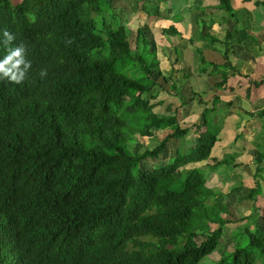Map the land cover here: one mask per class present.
<instances>
[{"label":"trees","instance_id":"1","mask_svg":"<svg viewBox=\"0 0 264 264\" xmlns=\"http://www.w3.org/2000/svg\"><path fill=\"white\" fill-rule=\"evenodd\" d=\"M116 1L0 0V59L23 46L31 61L19 83L0 79V264H198L216 250L229 226L239 231V238L246 236L247 244L234 242L230 259L221 264H264L260 182L241 198L251 203V212L226 219L230 210L222 193L206 186L199 168L243 167L237 158L250 151L253 177L264 175V150L240 149L248 144L245 126L225 144L223 124L215 125V101L227 89L229 71L242 76L229 58L232 42L249 37L240 25L242 17L231 0H214L215 6L198 9L200 16L193 22L198 30L187 43L194 47L198 73L215 78L210 86L215 93L208 97L212 107L202 109L194 143L186 152L175 150L170 163L144 170L138 168L140 162L158 158L171 139H183L189 128H182L176 115L155 110L159 101L151 100L158 91L143 97L161 89L153 75L168 80L159 68L149 28L132 30L120 23ZM133 1L135 7L141 1L151 4L141 6L149 17L171 19L170 0ZM212 9L223 13V22L231 13L234 30H225L221 38L215 35L212 22L204 18ZM162 33L184 40L174 24ZM204 50L218 53L222 62L208 59ZM260 84L249 79L245 98ZM178 87L177 82L169 84L177 107L196 97L202 104L192 90L180 99ZM232 104L223 102L226 108ZM244 113L251 119L264 115ZM133 136L155 145L133 153ZM243 189L240 182L229 195Z\"/></svg>","mask_w":264,"mask_h":264},{"label":"rangeland","instance_id":"2","mask_svg":"<svg viewBox=\"0 0 264 264\" xmlns=\"http://www.w3.org/2000/svg\"><path fill=\"white\" fill-rule=\"evenodd\" d=\"M153 1H157V0H153ZM205 1L207 0H170L168 5L170 7L171 12L168 17L171 19H167V20L149 17L145 12H143V10L141 9L142 5L144 6L151 5L147 1H141L140 3L137 4L136 7H135V2L133 0H120V1L118 0L113 4L118 14V19H119L118 21L120 23L125 24L127 27L131 28L132 30H135L137 27L142 25H145L149 28L150 37L156 43L157 57L158 60L160 61L159 68L163 73V75L168 80V83H164L160 77L153 75L152 77L156 79L157 82L161 85V89H158L159 87L155 88L152 91V93L150 92L149 94H146L143 97L149 99L151 98V94L154 95V93L158 91L156 98L151 100L152 102L159 101L155 110L161 114L176 115L179 125L182 128H186V127L189 128L188 133L185 135L183 139L181 140L171 139L168 142L165 151L158 158L154 160L140 162L138 164L139 169L148 170L149 168V170H153L154 168H159L161 165L170 163L174 158L176 151H179L181 154L186 152L194 143V131L196 129L195 124L196 125L201 124L202 109L205 106L212 107V103H209L208 97L213 91L212 90L207 92L204 91H206L207 89H212L210 86L211 84H213V80L211 78L207 79L205 74L198 73L197 64L193 56L194 47L193 45L187 43V39L191 37L192 34L196 31V25L193 26L194 25L193 22L198 18L197 16H200V11L198 9L201 7L202 4H204ZM164 6L167 5L165 4ZM204 18L206 19L208 18V21L211 20L210 19L211 17L208 14H205ZM170 24H174V26H176L177 29L182 32L184 40H180L179 37L173 38L162 33V29L167 28ZM134 48H135L134 37H131V49L134 50ZM184 75H186L187 77H185ZM173 81L177 82V84L179 85V87L177 88V95L180 97V99L183 96L186 97L185 92H187V90L189 91L192 90L196 92V94L200 95L201 97L200 102H202V104L197 101L198 97H196L194 98V101L192 103L180 108L177 107L178 104L177 97L174 96V92L173 94L171 93L169 88V84L173 83ZM235 87H237L236 84ZM245 87H247V85L242 84L240 87L235 88L236 91L239 93L240 100L237 99V101L239 102L240 106H241V101L243 99V95H244L243 92L245 90ZM228 91L229 90H226V92ZM230 93L234 94L233 90ZM235 96L236 95H234V97L232 98L233 101L235 100L234 98H236ZM224 100H227V98H219V101H215V104H217L216 106L218 107V105L219 106L222 105L223 107H225L223 105V102H221ZM251 100L254 101L252 98ZM206 103L208 104L206 105ZM242 104L244 105L243 102ZM240 106L238 107L239 109ZM176 108L179 109H177L176 111ZM239 109L234 113L235 114L237 113V115H239L238 112H241V109L240 110ZM214 115L216 121L215 125L216 126L222 125L225 118L224 114L214 113ZM246 117L248 118V120L251 119L246 115L245 116L240 115V118H246ZM229 127L232 126L229 125ZM233 127H236V125H234ZM240 129H243L242 124L240 126ZM237 131H239V129ZM235 132L236 131L234 130V128L231 130H227L226 128L221 133L222 141L225 144H227L229 141H231L232 136L235 134ZM257 132H259L258 127L255 128V133ZM241 138L243 139V137ZM246 139L249 140L248 138ZM134 141H135V137L133 136V139L131 138V144ZM154 145L155 142H153L152 140L150 141L146 138H140L136 136V141L132 145L131 152L140 154L145 148L152 149ZM215 147L212 150L213 155L216 152ZM241 148L249 151L254 149L255 147L252 145H249L248 147V144H246L244 146H241L240 149ZM257 150L263 151L264 146H259ZM247 156H251V158L254 159L253 152L248 153ZM217 157H221V156H217ZM199 168L201 171L205 173L208 181V186L210 188L216 187L214 190H216L217 193L220 192L222 193L224 200L223 202L230 210V214L224 216L226 219L236 218L238 214L239 216H246L251 212V207H250L251 203L245 200L241 202H239V200L236 201L238 195L236 194L229 195V192L231 191L232 186L239 185V183L242 182L244 185L243 193H245L246 190L249 189L248 187H246L247 185L252 187L256 181L261 182V180L258 177L251 178L249 174L243 171L242 167L236 170H233L231 168H220L218 170L208 171V172L204 165H201ZM213 173L220 174V176H214L212 175ZM258 204L264 207V203L260 199L258 200ZM263 222H264L263 219L258 220V226H262ZM215 227H216L215 225H210L211 229H214ZM234 230H235L234 227L231 226L225 227L221 237L222 241L218 245L216 250H214L209 255L205 256L198 264H221V260H223L224 258H227V260L230 259V254L233 251L234 242L235 243L239 242L241 243L242 246L246 245L247 237L244 236L243 238H239L238 236L239 231L235 232ZM201 240H202L201 237L196 238L197 242H200Z\"/></svg>","mask_w":264,"mask_h":264},{"label":"crops","instance_id":"3","mask_svg":"<svg viewBox=\"0 0 264 264\" xmlns=\"http://www.w3.org/2000/svg\"><path fill=\"white\" fill-rule=\"evenodd\" d=\"M254 1L255 0L253 1L231 0L235 14L240 15L242 17V24L240 22V25H243V27H245L246 33L248 34L249 37L240 44L232 42L231 52L229 54L230 62L232 66L234 67V69L236 70L235 72L241 74L242 76H238L237 74H232V72L229 71L228 75L230 77L228 79L226 90H229V88H233L234 94L230 93V91L228 92L225 91V93L220 95V98H227V100H224V101H230L232 100L234 95H236L235 97L239 96V93L236 91L235 88L240 87L242 84H246L248 87L249 79L257 80L261 84L257 88H252V92L249 97L250 99L245 98V92H246L245 90L247 88L245 87V90L243 92L244 95L242 94L243 99L241 101V106L238 101L234 100L231 107L226 108V107H223L222 105L220 106L218 105V107L217 106L216 107H217L218 114H221L224 112L227 113L226 118L223 122L222 130L220 134L226 128L227 130H231L233 128L235 131H237L238 129L240 130V126L242 124L243 126H245V130H247L246 138L249 139V140L245 139V141L257 149L259 146H264V143H263L264 141V115L260 117V119L256 118V119L248 120L247 117H246L247 119L240 118V115L245 116L244 112L255 113L258 111H264V4L255 6ZM209 4L215 6L216 2L214 0H207L204 2V5H209ZM206 14H208L211 17L210 21L212 22V30L215 35L219 36V38L223 36L225 30L232 31L234 30L236 26V22H235L236 18L232 17L231 13L227 15V18H228L227 22H223V18H222L223 13L219 11L218 9L208 10ZM193 26H195V24ZM197 30H198V27L196 26V31ZM254 39L257 40L258 44H255V42L253 41ZM204 55L208 59H213L216 63L222 62L219 58V54L211 50H204ZM231 75H234V76H231ZM213 80H215V78ZM216 80H220V76H218ZM235 84L237 87H235ZM210 90L213 91V89H207L204 92H207ZM212 93H215V92H212ZM251 98L254 101H252ZM224 101H221V102H224ZM242 102L244 103L245 106L242 104ZM239 106H240L241 112H238L239 115H237V113L235 114L234 112H236L239 109L238 108ZM229 125L232 127H229ZM234 125H236V127H233ZM256 127H258L259 129V132L257 133H255ZM235 151L240 152L239 150H235ZM248 153L250 152L241 153V155L237 158V162H241L242 164H244V166L242 167L243 171L249 174L251 178H253L254 171H252L249 168V166L252 165L253 159L251 158V156H247ZM251 159H252V162H251ZM260 166H261L260 168L264 170V161L261 163ZM236 169L238 168H235L233 170H236ZM212 175L220 176V174H215V173H213ZM261 176H262L260 178L261 193L264 194V175H261ZM241 184L243 185L242 182ZM206 186L209 187L208 181L206 183ZM246 187H248L249 189L252 188L251 186H248V185ZM215 188L216 187H212L211 189H215ZM243 191L244 189L240 191L239 193H234L238 195V198H236V201L238 200L239 202L244 201L240 199L246 195V192L243 193Z\"/></svg>","mask_w":264,"mask_h":264},{"label":"clouds","instance_id":"4","mask_svg":"<svg viewBox=\"0 0 264 264\" xmlns=\"http://www.w3.org/2000/svg\"><path fill=\"white\" fill-rule=\"evenodd\" d=\"M4 34L8 36L9 40L12 39L11 34L7 31ZM30 67L31 61L27 58L26 49L23 46L12 48L7 55L0 59V79L8 77L19 83L25 78ZM13 69H16V71H13ZM44 74V72H41V75Z\"/></svg>","mask_w":264,"mask_h":264}]
</instances>
